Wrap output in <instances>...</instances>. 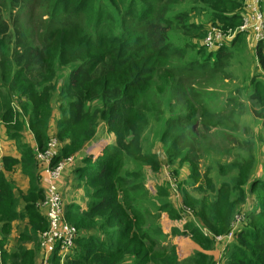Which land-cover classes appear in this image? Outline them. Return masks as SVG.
I'll list each match as a JSON object with an SVG mask.
<instances>
[{"label":"trees","instance_id":"16d2710c","mask_svg":"<svg viewBox=\"0 0 264 264\" xmlns=\"http://www.w3.org/2000/svg\"><path fill=\"white\" fill-rule=\"evenodd\" d=\"M34 2L0 0V77L4 88L27 98L23 113L5 116L0 122L6 124L10 138L18 142L22 171L30 179L28 193L19 199L13 185L0 172L3 263L37 264L40 235L48 228L46 216L37 206L45 198L36 173L38 162L34 150L20 143L27 117L38 149H45L53 135L59 139L56 163L83 150L95 136L98 120L106 123L117 140L102 155L94 160L86 158L87 164L74 170L84 172L81 179L88 193L86 207L64 204L67 220L78 229V236L62 264H122L126 258L132 264H179L173 249L169 252L157 241L156 236L163 235L160 227H156L155 233L146 230L145 215L135 207L132 197L138 188L137 172L132 180L125 168L137 152L145 157L143 165L156 172L161 167L153 153L143 152L140 137L146 124L145 112L155 108L147 106L150 93L165 94L176 76L171 68L174 51L167 36L173 26L171 21H164L165 15L181 24L183 35L203 38L206 33L201 32L202 26L187 27L190 14L199 11L236 29L243 23L244 0H43L41 10L32 9V14L39 17L38 47L31 45L19 28L24 6L31 8ZM4 7L12 9L6 16L1 13ZM44 16L47 18L42 21ZM241 36L236 35L232 46ZM256 47L255 54L264 71V41ZM224 48L219 50L220 56L224 55ZM253 81V114L264 129V81ZM189 103L182 117L183 127L218 126L216 114ZM94 104L96 107L91 110ZM57 109L61 110V120L57 131L53 127L51 134L49 122ZM13 119L17 121L14 125ZM66 139L68 142L63 143ZM161 139L170 142L167 148L170 162L179 160L192 166V190L186 194L184 203L196 211L200 226L214 236L226 234L237 211L244 205L250 206L244 213L245 221L235 232L225 264H264V165L258 177L254 156L250 154L223 169L224 173L237 171L230 182L217 187L210 180L206 187L198 186L196 161L185 155L179 136L171 137L170 131L164 130ZM2 162L7 171L18 164L6 157ZM160 194L167 195L164 189ZM22 200L24 208L19 211ZM169 205L162 202L160 212L178 217ZM107 228H116L109 238L108 232H103ZM187 234H192L204 248H210L214 240L202 235L193 224L188 226ZM11 238L15 244L13 252L8 251ZM31 244L33 249L28 248ZM200 257L201 264L208 260ZM60 259L54 255L52 264H60Z\"/></svg>","mask_w":264,"mask_h":264},{"label":"rangeland","instance_id":"374dc122","mask_svg":"<svg viewBox=\"0 0 264 264\" xmlns=\"http://www.w3.org/2000/svg\"><path fill=\"white\" fill-rule=\"evenodd\" d=\"M42 2L43 0H35L31 8L24 6L23 14L20 15L19 28L26 36L28 42L35 47L39 46V17L36 14H32V9H35V11L41 10L39 7ZM156 9L158 11L159 7L156 6ZM11 10L4 7L1 13L6 16ZM174 11H177V8ZM14 16L15 12L12 14V18ZM227 16L229 15L227 14ZM46 18L47 16H44L41 20L43 21ZM164 21H171L173 26L170 31L167 30V36L169 42L172 43V50L174 51L175 59L173 64H171V68L176 72V76L172 80L170 89L165 94L150 93V97L147 99V106L155 108L151 112H145L146 124L140 137L143 152L153 153L160 160L161 167L156 172L150 166L143 165L144 163L142 162L145 157L137 152L134 154L133 160L128 162L125 170L132 180H135L133 174L137 172L138 179H136V183L138 188L132 192V197L135 207L145 215L146 230L150 233H155L157 226L160 227L161 231L164 227L169 235L170 233L178 234L174 233V230H180L184 232L182 235L199 244L193 239L192 234H187L188 226L190 224L195 225L204 236L210 234V231L199 225L200 220L196 215V211L184 203L186 194L192 190L190 175L192 166L188 162L180 163L179 160L170 162L167 150L170 142L161 139L162 133L164 130H168L171 137L179 136L180 147L185 155L196 161L199 173V181L196 182L198 186L206 187L210 180L217 187L223 182H230L237 175V171L224 173L223 169L227 165L237 162V160L247 158L250 154L254 156L256 174L260 177L264 165V156L262 155L264 154V129L261 121L253 114L254 103L251 100V94L254 91L253 80L264 81V71L260 68L254 49L251 48L252 43L245 34L241 33L242 36L239 42L232 46V41L237 35L238 28L232 29L225 22L218 19L212 20L210 15L199 11L189 15V20L186 22L189 29L202 26L201 32L207 35L210 29L219 28L226 36L233 38L227 47H222L224 48V55L220 56L219 50H222V48L211 52L204 46L206 35L203 38H190L183 35L182 31H180L179 26L181 24L167 14ZM26 99L20 92L9 91L8 87L4 88L3 79L0 77V120L11 114L23 113L22 106H24ZM188 101H190L189 104L197 108L204 106L208 111L216 114L218 126L210 129H205L201 124H197L194 128L183 127L182 117L187 113ZM5 103L7 104L6 108H4ZM93 107H96V104L91 106V110ZM61 115V110L57 109L54 118L52 117L49 122L51 123V134L53 127L57 131ZM167 122L171 123L167 125ZM16 123L17 121L13 119L12 125ZM1 125L6 126L5 123H0V130ZM104 139H108L109 143H102V145L106 144L103 150L107 146L114 145L117 141L114 134L108 130L106 123L98 120L96 134L85 144L83 150L85 151L93 143L99 144ZM64 142L66 143L68 140L66 139ZM101 148L98 150L99 152L97 151L98 156L103 153ZM83 150L81 151L82 153ZM100 151L101 154H99ZM80 153L70 157L76 158ZM86 156L87 154H84L81 160H75L70 168L75 170L85 166L87 164ZM95 156L98 157L97 155ZM67 158L69 157L64 159ZM64 159H60L57 163ZM169 174L173 175V182L169 181ZM63 175L64 171L58 182L59 190ZM75 175L77 176L75 182L77 184L81 182V186H77L79 195L87 197L88 187L82 183L83 180L81 179L84 176V172L77 171ZM174 183L176 184V191ZM162 189L166 191L167 195L160 194ZM20 197L21 194H19L18 198L20 199ZM162 202H168L170 208L177 212L178 217L172 218L167 212H160ZM81 205L83 206L82 203ZM37 206L39 209L42 208L45 214L42 202ZM241 209L237 211L235 216L247 212L250 206L244 205ZM164 214L169 216L168 220L165 219L163 221L162 215ZM65 218H68L67 213ZM115 230L116 228H107L103 232H108L109 235L107 237L109 238ZM153 235L155 236V234ZM156 237L161 245H163L162 242L167 241L164 233L162 236L157 235ZM38 245L41 249V255L37 264H40L44 260L40 239ZM171 245L173 246V244ZM171 245H163L161 247L166 248L169 252L173 249L175 252L174 246L172 247ZM53 256L54 253H51L48 264H52ZM174 258L176 259V255H174ZM60 261V264H62L63 261L61 259ZM122 264H132V260L126 258Z\"/></svg>","mask_w":264,"mask_h":264},{"label":"built area","instance_id":"2783aa9c","mask_svg":"<svg viewBox=\"0 0 264 264\" xmlns=\"http://www.w3.org/2000/svg\"><path fill=\"white\" fill-rule=\"evenodd\" d=\"M244 6L247 12L242 15L243 23L238 27L237 34L251 32L255 42L260 44L264 41V0H252ZM232 39L231 36H226L219 28H212L206 35L204 46L209 51L215 52L231 42ZM60 145L59 139L51 136L45 149L40 150L36 147L34 150L36 160L42 168V175L47 180L42 206L45 209L48 228L40 235V244L44 255V260L40 264H48L51 253L58 255L63 261L71 253L75 239L78 236V229L65 218L64 201L58 187L62 172L74 163V157H69L56 163L59 157ZM2 170L3 165L0 159V172ZM168 176L169 181L173 182V175L169 174ZM174 189L176 191L175 183ZM187 210L189 211V209ZM244 221L245 214H237L230 225V230L226 234L213 235L216 242L228 247L235 241V232Z\"/></svg>","mask_w":264,"mask_h":264},{"label":"crops","instance_id":"0c3cea01","mask_svg":"<svg viewBox=\"0 0 264 264\" xmlns=\"http://www.w3.org/2000/svg\"><path fill=\"white\" fill-rule=\"evenodd\" d=\"M252 0H244V5L250 3ZM245 8V6H243ZM246 8L243 9L241 12V15L246 14ZM245 36L251 41L252 43V49H254V52L256 51L257 43L255 42L254 36L251 32H248L245 34ZM239 41L236 42V44ZM235 44V45H236ZM25 120V128H23V131L21 132L22 138L20 139V143H23L27 146H29L31 149L35 150L37 147V143L35 142L34 135L32 134L31 130L28 126V119L27 117L24 118ZM2 123V121L0 122ZM103 142H106V144L109 143L108 139L102 140L99 144L93 143L89 145L85 151L83 150V153L81 152L75 160H81L83 158L84 154H87L86 158H92V160L95 159V155L98 156V150H103L105 145H102ZM98 151V152H97ZM101 151L99 154H101ZM13 158L15 161L18 162L16 165H11L10 169L7 171L5 168H3L2 172L4 173L7 181H9L13 187H14V194L16 197H19V194L26 195L30 189V179L28 176H26L22 171V164L21 159L22 155L18 148V142L15 139L10 138L9 133L7 131V127L5 125H1L0 130V159L2 161L3 158ZM75 162V161H74ZM3 165V162H2ZM37 168V175L40 174V187L44 189L47 185L46 178L42 175V168L40 164L38 163ZM84 167V166H83ZM76 170V169H75ZM77 171H74V169L70 168V166L65 170L62 180L60 181V190L62 194V198L64 201V204L67 205H81L86 207V196L79 195L77 191V186H81V182L78 184L75 182L77 176L75 175ZM79 178V177H78ZM83 197H85L83 199ZM82 206V205H81ZM82 206V207H83ZM24 208V202L22 200L20 206L18 207L19 211H22ZM163 221L165 219H169V216L166 214L162 215ZM20 231V230H19ZM178 234H171L170 235L166 232V229L163 227L162 232L165 235L166 242H162L163 245H171L173 244L176 260L179 264H201V255L205 256L208 260L203 261V264H225L224 259L227 257L229 252V247H226L223 244L217 243L215 238L209 235H205V237H210L213 240L210 248H204L200 246L199 244L194 243L191 239L185 237L182 235L180 230H178ZM171 243V244H170ZM231 245V244H230ZM172 246V245H171ZM172 246V247H173ZM15 248L14 239H10V243L8 246V251L13 252ZM28 248H34V245H28ZM41 255V254H40ZM40 257V256H39ZM38 257V258H39ZM39 262V261H37ZM0 264H4L2 260V255L0 251Z\"/></svg>","mask_w":264,"mask_h":264}]
</instances>
